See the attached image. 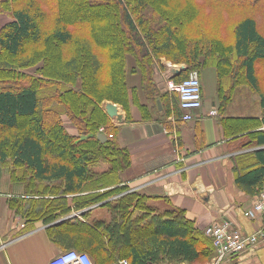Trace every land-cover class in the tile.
<instances>
[{
	"label": "trees",
	"instance_id": "trees-1",
	"mask_svg": "<svg viewBox=\"0 0 264 264\" xmlns=\"http://www.w3.org/2000/svg\"><path fill=\"white\" fill-rule=\"evenodd\" d=\"M54 3L55 12L42 0H16L12 19L0 27V193H10L9 206L32 225L47 224L56 245L84 250L94 264L207 261L214 255L212 239L184 208L159 210L148 203V194L123 182L131 155L103 104L119 103L130 117L138 90L127 86L128 71L140 74L147 99L166 101L154 78L163 57L186 65L172 76L175 82L189 70L200 74L215 67L221 107L237 86L250 85L259 95L262 120H239L249 121L242 128L260 127L264 0ZM76 7L81 13L74 18ZM173 92L172 105L182 118ZM169 110L168 103L163 114ZM101 126L104 141L97 137ZM256 167L246 177L260 176L262 166ZM93 204L107 208L110 219L92 217L89 208L68 216Z\"/></svg>",
	"mask_w": 264,
	"mask_h": 264
},
{
	"label": "crops",
	"instance_id": "crops-1",
	"mask_svg": "<svg viewBox=\"0 0 264 264\" xmlns=\"http://www.w3.org/2000/svg\"><path fill=\"white\" fill-rule=\"evenodd\" d=\"M182 64L162 57L155 66L156 85L164 98L168 96L167 102L161 96L153 101L147 99L141 90L140 74L126 72L127 86L138 90V102L130 100L129 118L122 105L114 102L118 113L110 116L118 127L117 140L131 155V164L121 175L123 182L130 190L148 194V203L159 210L168 205L184 208L186 216L195 220L200 229L222 220L242 233L264 229L262 217L250 218L244 213L264 184V142L259 139L264 124L242 128L249 121L239 120H262L259 95L243 82L221 107L217 70L208 66L199 74L202 106L193 112L192 119L183 120L176 116L178 110L172 105L174 92L168 88ZM168 103L171 112L165 115ZM139 104L149 113L148 118H143ZM98 131L105 134L104 130ZM259 164L261 175L246 177ZM9 195L0 193V264H47L63 250H79L56 245L45 230L47 224L36 221L32 225L18 215L8 204ZM97 204L72 210L68 216L89 208L92 217L101 218L104 211L110 217L107 208ZM213 257L204 262L171 264H212ZM220 264H264V234L253 247Z\"/></svg>",
	"mask_w": 264,
	"mask_h": 264
},
{
	"label": "built area",
	"instance_id": "built-area-1",
	"mask_svg": "<svg viewBox=\"0 0 264 264\" xmlns=\"http://www.w3.org/2000/svg\"><path fill=\"white\" fill-rule=\"evenodd\" d=\"M168 88L178 94L179 107L183 110L182 119H192L193 112L202 106V88L198 72L196 70L189 72V75L179 82L170 80ZM212 113L214 114L216 111L213 110ZM99 130L103 131V128L101 127ZM244 213L250 218L262 217L264 220V184ZM204 233L212 239L211 243L214 246L212 264H220L253 247L259 241L260 236L264 234V229L260 227L252 233H242L233 228L230 222L222 220L207 224L204 227ZM92 260L89 253L84 250L67 249L51 258L47 264H94ZM121 262L126 264L127 260L122 259Z\"/></svg>",
	"mask_w": 264,
	"mask_h": 264
},
{
	"label": "rangeland",
	"instance_id": "rangeland-1",
	"mask_svg": "<svg viewBox=\"0 0 264 264\" xmlns=\"http://www.w3.org/2000/svg\"><path fill=\"white\" fill-rule=\"evenodd\" d=\"M73 3H75L76 0H71ZM16 2V0H0V27L7 21L11 20L12 19V15H11V11H10V8H11V5L14 4ZM42 2L44 3L45 7L47 9H49L50 11L51 10H54L55 12V3H54V0H42ZM79 13H81V11L79 10L78 7L74 8V12L73 14L71 15V17H79ZM208 92V91H207ZM51 113H49L50 115ZM45 115H47L45 113ZM49 119H51V116H49ZM63 123L66 127V129L71 132V133H75V128L74 126L71 124V122L69 121V119L66 117V116H63ZM163 205L164 202L162 203ZM106 211H104V215H101L99 217L101 218H106V220H109L110 217H109V214L107 216H105V213ZM165 264H171V263H165Z\"/></svg>",
	"mask_w": 264,
	"mask_h": 264
},
{
	"label": "water",
	"instance_id": "water-1",
	"mask_svg": "<svg viewBox=\"0 0 264 264\" xmlns=\"http://www.w3.org/2000/svg\"><path fill=\"white\" fill-rule=\"evenodd\" d=\"M185 67L186 66L184 64H182L181 65V68L178 69L176 71V73L178 74L180 72V70L185 69ZM158 103H159V100H158ZM104 109L108 113L109 116H115L118 113V106H117V104L114 103V102H111V101H106L104 103ZM97 137H98V139H100L102 141H104L107 138L106 134H104L103 132H99V131L97 133Z\"/></svg>",
	"mask_w": 264,
	"mask_h": 264
}]
</instances>
